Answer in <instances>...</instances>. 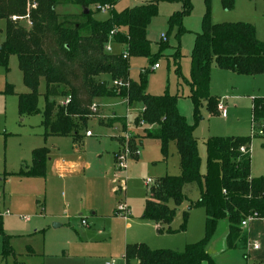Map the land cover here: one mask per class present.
Listing matches in <instances>:
<instances>
[{
  "label": "rangeland",
  "instance_id": "1",
  "mask_svg": "<svg viewBox=\"0 0 264 264\" xmlns=\"http://www.w3.org/2000/svg\"><path fill=\"white\" fill-rule=\"evenodd\" d=\"M185 4H189L190 11L183 14ZM95 5H91L88 11L97 21H106L114 13L126 9L157 7L158 14L148 27L147 35L153 55H157L164 45L162 35L168 37L169 48L161 53L157 61L161 69L153 70L154 65L148 58H135L130 63V77L134 82L146 77L147 94L150 96L168 93L177 97L179 114L194 129L201 159L200 173L207 176L211 172L214 184L219 183L221 164L217 162L209 170L206 142L213 137L252 136L253 97L261 98L257 92L262 85L259 86L255 78L258 76L221 71L213 63L210 96L219 100L227 95L231 100L224 102L227 106L225 115L211 116L209 100L200 101L196 114L190 86L192 53L196 37L202 32L203 18L207 13L206 0H141L137 4L132 0H119L110 14L97 13ZM210 9L214 24L230 23L221 21L235 16L249 21L244 23L254 26L258 40H264V0H235L232 13L223 10L221 0H211ZM57 13L70 22H83L81 7L62 4L58 6ZM174 16H182L185 33L181 37H178L179 28L169 27V21ZM23 25L28 28L27 23ZM5 28L6 21L0 19V44L5 41ZM120 51L118 49L117 52ZM176 51L182 56V77L176 72ZM8 84L14 87L16 95L3 94ZM27 92L18 58L11 56L9 72L0 66V264H137L136 261L127 263L125 260L127 245L145 244L152 250L183 253L187 246L205 238L206 212L203 208H196L201 195L198 184L184 188L186 200L180 207L170 203L171 209H176V216L170 225H157L142 219L149 190L147 181L154 180L155 183L159 178L181 175L174 143L168 145L166 159L162 155V143L158 140H146L139 147L145 134L143 127H136L135 120L141 115L142 104L130 106L120 98L99 100L105 112L114 111L122 116L127 121L120 119L125 124L128 122L130 128L126 124L118 154L122 155L129 147L133 155L128 158L127 169L118 172L110 147L114 141L112 138L120 136L121 131L115 126L109 128L99 124L100 121H115L114 118H89L81 130L83 137L78 144L72 138H45L42 115L20 116L18 113L17 96ZM38 93V108L43 112L46 104V85L43 81ZM66 100L59 98L55 101L57 105L66 106ZM87 131L93 137H86ZM263 143V137L254 139L252 143L259 171L262 170ZM38 148L49 149L53 162L72 161L80 167L65 178L51 170L45 179L18 176L24 162L28 165L32 163V151ZM103 148H109L110 154L101 159L99 152ZM137 151L139 156L135 154ZM137 158L138 162L134 160ZM86 163L91 165L88 170ZM119 187L124 190L123 196L115 194ZM121 199L129 208L127 218L116 215ZM192 205L185 223L184 214ZM52 215L60 217L53 219ZM82 220L87 226L82 225ZM56 223L61 227L55 228ZM4 237H8L11 247L9 255L3 254ZM257 242L259 250L253 248ZM207 250L215 264H264V222L256 221L250 227L242 228L240 236L232 242L229 239V223L226 219L222 220Z\"/></svg>",
  "mask_w": 264,
  "mask_h": 264
},
{
  "label": "trees",
  "instance_id": "2",
  "mask_svg": "<svg viewBox=\"0 0 264 264\" xmlns=\"http://www.w3.org/2000/svg\"><path fill=\"white\" fill-rule=\"evenodd\" d=\"M119 0H0V19L6 21L5 41L0 44V66L9 72L11 56L18 58L23 83L28 93L18 95L20 116L38 114L43 116L42 126L45 138H72L78 141L81 130L89 118L98 116L92 110L98 99L120 98L132 106L143 105L144 110L135 120L136 127H143L144 139H156L162 143V155L168 157V145L175 143L180 156L181 175L163 177L147 192L143 220L157 225H170L176 208L186 200L184 188L190 184L201 187L196 208L206 212L205 238L186 247L183 253L170 250H152L145 244L128 245L125 250L127 263L137 264H215L208 254V245L216 234L220 221L229 223V239L233 242L242 231L241 223L250 216L264 221V178L251 177V150L253 140L264 132V98L253 100L252 136L209 138L206 142L208 165L211 171L215 163L221 164L219 183L214 184L211 172L207 176L200 173L201 159L194 129L179 114L177 97L168 93L153 97L147 94V78L140 82L130 79V60L148 58L154 66L161 53L169 48L167 42L157 55L151 52L147 29L157 16L155 5L126 9L114 13L106 21H97L91 12L85 14L93 4L116 5ZM37 5L31 11L32 26L26 28L20 22H13L14 15L25 16L28 4ZM207 13L203 18L202 32L197 35L192 53L191 94L196 106V114L201 100H209L211 116L219 115V100L210 96L211 66L216 64L222 71H231L241 76L264 75V43L257 38L256 28L246 23L214 24L211 17V0H206ZM68 4L83 9V22H70L57 13L59 5ZM185 4L183 14L190 11ZM224 11L235 9V0H221ZM182 16H174L169 21L170 29L179 28L181 37L185 33ZM120 29L113 43L124 47L121 53L108 54L105 46L109 34ZM126 29L122 32L121 29ZM181 54L176 51L174 63L181 76ZM105 77V78H102ZM46 85L44 111L38 108L39 87ZM118 82L121 86H115ZM15 94L14 87L7 85L3 93ZM70 97L66 106L57 105L59 98ZM99 108V107H98ZM109 123L122 124L124 120L114 119ZM107 123V125H109ZM110 125V127H112ZM155 127V129L153 128ZM255 130V131H254ZM246 148V154L241 152ZM50 150L39 148L32 153L30 167L23 166L17 174L20 177L45 178ZM116 194H119L116 191ZM189 208L184 214L185 223ZM185 230V225H183ZM11 247L8 237H4V255H9Z\"/></svg>",
  "mask_w": 264,
  "mask_h": 264
},
{
  "label": "crops",
  "instance_id": "3",
  "mask_svg": "<svg viewBox=\"0 0 264 264\" xmlns=\"http://www.w3.org/2000/svg\"><path fill=\"white\" fill-rule=\"evenodd\" d=\"M133 1V0H132ZM141 1V0H140ZM134 3V2H133ZM139 3V2H138ZM135 4H137V3H135ZM234 11V10H233ZM233 11H230V12H227V13H232ZM221 22H230V23H239V22H249V21H247V20H243V19H238V18H235V16H233V18H230V19H226V20H224L223 19V21H221ZM257 31V30H256ZM257 34H258V32H257ZM258 36V35H257ZM260 41H262V42H264V40L263 39H261L260 38ZM118 49H120L121 51L120 52H117L118 51ZM124 51V47L123 46H121V45H117V44H115L114 46H113V53L112 54H114V53H121V52H123ZM132 59H135V58H132ZM131 59V60H132ZM131 60H130V63H131ZM161 69V67L159 68V69H154V67H153V70H155V71H157V70H160ZM220 70V69H219ZM222 71V70H221ZM130 75H131V64H130ZM256 79H258V83L260 84L259 86H261L262 85V89H260L259 90V92H257L259 95H261V98H264V75H261V76H258V77H255ZM105 79H107V78H105ZM130 79H131V77H130ZM132 80V79H131ZM210 90H211V85H210ZM28 93V92H27ZM24 94H26V93H24ZM21 95V94H20ZM18 99V98H17ZM226 99V100H225ZM255 99H257V98H255V97H253V100H255ZM99 100H103V99H98V100H96L95 102H94V104H96L99 108H98V116H95V117H91L92 119H97V120H99V119H112V118H116V119H125V118H123L122 116H118L114 111L113 112H105L104 111V109H103V107H101L100 106V104H99ZM231 100V97L230 96H224V97H221L220 99H219V101L220 102H222L223 101V105H224V107L226 108V110H227V106H226V104L224 103V102H229ZM126 102H127V100H126ZM140 112H139V114H141L142 112H143V110H144V107L142 106L141 108H140ZM139 111V110H138ZM222 115V114H221ZM126 120V119H125ZM127 121V120H126ZM99 122V121H98ZM101 122V121H100ZM99 122V124L100 125H102V126H106V127H109V128H112V127H116L117 129H119L120 131H121V133H120V136H115V137H113L112 139L114 140L113 142H111L112 144H111V150H113L112 151V154H113V156H114V160H115V157H116V155L119 153V151H120V149H121V145H122V143H121V137L123 136V128H122V126H121V124H115L114 126L112 125V127H110V125H107V123L105 122V123H103V122H101L100 123ZM126 124H127V127H128V122H126ZM114 127V128H115ZM154 129H155V127H153ZM128 129H130L129 127H128ZM87 132H90V131H87ZM87 132H86V134H87ZM251 133H252V131H251ZM83 137V136H82ZM82 137L78 140V141H75V140H73L76 144H78L79 142H80V140L82 139ZM86 137H88V138H91V137H93V135L92 136H87L86 135ZM238 137V136H237ZM68 138H70V137H68ZM146 140H156V139H142L141 140V142H140V144H139V147L141 148L143 145H144V143H145V141ZM159 141V140H158ZM175 144V143H174ZM175 146H176V144H175ZM253 146V145H252ZM39 149V148H38ZM79 148L77 147V150H78ZM176 149H177V147H176ZM34 150H36V149H34ZM33 150V151H34ZM109 148L108 149H106V148H103L100 152H99V154H101L100 155V157H101V159H103L104 158V156H105V154H107V155H109L110 153H109ZM33 151H32V153H33ZM177 153H178V151H177ZM254 154V152H253V147H252V150H251V177L252 178H264V143L262 144V170H260L259 171V169H258V167H257V163H255V155H253ZM178 157H179V161H180V156H179V154H178ZM135 161H137L138 162V160H139V158H137V159H134ZM74 161H75V159H74ZM79 161L81 162V160L79 159ZM32 164V163H31ZM31 164L30 165H28L26 162H24L23 164H22V167L23 166H28V167H30L31 166ZM86 165V169L88 170L89 168H90V164L89 163H86L85 164ZM21 167V168H22ZM79 167H80V165L78 164V163H76V162H72V161H66V160H57V161H55V162H53L52 161V159H50V155H49V159H48V162H47V172H46V177L45 178H47V177H49V171L51 170V171H54L55 173H58V175H59V177H61V178H65L66 177V175L67 174H73L74 173V171H76V170H78L79 169ZM180 172H181V168H180ZM45 178H35V179H45ZM115 194H116V192H115ZM121 196H123V193L121 194V193H119ZM116 195H118V194H116ZM146 200H147V196H146ZM146 200H145V202H146ZM121 203H124L125 204V202H124V200L123 199H121V201H120V204ZM144 208H145V205H144ZM60 217V215H52V218L53 219H57V218H59ZM256 221H263V220H260V219H256V220H253L247 227H245V228H248V227H250V225L251 224H253V223H255ZM264 222V221H263ZM55 225H58V227H56V228H60L61 227V225L60 224H55ZM258 243V242H257ZM259 244V243H258ZM260 245V244H259ZM128 246V245H127ZM126 246V247H127Z\"/></svg>",
  "mask_w": 264,
  "mask_h": 264
},
{
  "label": "built area",
  "instance_id": "4",
  "mask_svg": "<svg viewBox=\"0 0 264 264\" xmlns=\"http://www.w3.org/2000/svg\"><path fill=\"white\" fill-rule=\"evenodd\" d=\"M133 2L134 3H138V2H140V0H133ZM36 8H37V5L29 3L28 4L29 11L27 9V14L25 16H12L11 17V20L13 22H20L22 25L25 22V23H27L28 28H30L32 26V22H31V11L32 10H36ZM114 8H115V6L114 5H110V4H96L95 5V11L97 13H103V14H110V13H112L114 11ZM118 32H120V29L119 28H116V29H114L109 34L108 42H107V44L105 46L106 53H108V54H112L113 53V46L115 45L113 43V41H114V39H115V37H116V35H117ZM162 41L163 42H167V37L164 34L162 35ZM159 68H160V65L159 64H156L154 66V69H159ZM114 85L115 86H121V84L118 83V82H115ZM69 101H70V97L67 98L66 105L69 104ZM92 110H93V112L96 113L98 111V106L96 104H94L93 107H92ZM218 111L222 115H225L226 108L223 105V101L219 103V105H218ZM141 126H143V125H141ZM259 134L262 135V134H264V132L262 130H260L259 131ZM86 135L87 136H92V133L91 132H87ZM129 150L131 151V149L128 147V149L126 150L125 153H123L122 155H120V154H117L116 155V157H115V164H116V169H117L118 172H122V171H125L127 169L128 158L129 157L132 158V155H133ZM241 152L243 154H246V152H247L246 148H242L241 149ZM135 154H136V156H139V151H137ZM153 181L154 180H148L147 181V186L149 188L152 187V185L155 184ZM117 191L119 193H123L124 192V190L121 187H119V189ZM116 215L119 216V217L127 218L128 215H129V208L127 207V205L124 204V203H121L119 205V208L116 210ZM255 219H256L255 216L248 217L247 219H245L241 223V227L242 228L247 227ZM81 223H82L83 226H87V223H86L85 220H82ZM253 248L255 250H259L260 249V245L258 243H256L253 246Z\"/></svg>",
  "mask_w": 264,
  "mask_h": 264
},
{
  "label": "water",
  "instance_id": "5",
  "mask_svg": "<svg viewBox=\"0 0 264 264\" xmlns=\"http://www.w3.org/2000/svg\"><path fill=\"white\" fill-rule=\"evenodd\" d=\"M85 14L88 15L89 14V11L88 10H85ZM54 227H58V225H54Z\"/></svg>",
  "mask_w": 264,
  "mask_h": 264
}]
</instances>
